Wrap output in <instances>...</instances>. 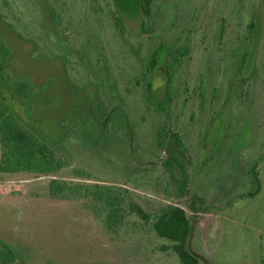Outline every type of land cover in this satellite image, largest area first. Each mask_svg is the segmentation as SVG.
I'll list each match as a JSON object with an SVG mask.
<instances>
[{
	"label": "rangeland",
	"instance_id": "1",
	"mask_svg": "<svg viewBox=\"0 0 264 264\" xmlns=\"http://www.w3.org/2000/svg\"><path fill=\"white\" fill-rule=\"evenodd\" d=\"M49 1L65 25L75 24L69 35L77 43L44 22L35 0H0V11L39 54L65 56L32 58L25 39L0 21L12 72L45 85L29 106L1 82L0 94L26 125L63 135L80 124L94 147L74 128L67 168L0 173V238L23 264H181L154 232L162 209L179 207L200 264H264V0H154L145 26L140 0ZM159 45L160 67L144 77V61ZM101 100L120 101L128 114L133 165L118 144L101 139ZM54 178L121 188L153 219L129 216L128 230L109 232L93 204L49 199Z\"/></svg>",
	"mask_w": 264,
	"mask_h": 264
},
{
	"label": "trees",
	"instance_id": "2",
	"mask_svg": "<svg viewBox=\"0 0 264 264\" xmlns=\"http://www.w3.org/2000/svg\"><path fill=\"white\" fill-rule=\"evenodd\" d=\"M7 1L2 0V4H7ZM35 2L41 10L44 22L52 24L58 29V33L65 41L71 42L73 40L74 43H77L78 39L74 38L73 35H69L70 32H74L76 29L74 28L75 24H71L69 21L65 25L61 15L51 6L49 0H41V3L35 0ZM153 3L154 0H140L141 15L145 19L143 21L144 26L147 25L148 20L152 16ZM93 8L101 16L102 9L98 6H93ZM113 17L117 26L124 30L123 21L118 17V12L115 10L113 11ZM0 21L23 39L22 35L8 22L7 16L1 11ZM25 42L32 58L38 55L40 59L65 61V56L61 59L39 54L38 45L33 40L25 39ZM163 48L164 46L161 45L148 54L142 66L144 72L141 75L148 77L158 70ZM137 56L140 58L139 52H137ZM12 57V47L0 35V82L20 102L25 106H29L38 98V95L43 93L45 85H36L24 75L16 76L10 67ZM133 79L136 83H139L137 76ZM118 102L116 104L110 103L109 106L101 100L97 106L96 118L103 125L101 139L105 138L110 143L118 144L124 156H127L133 165L134 157L131 154V149L133 150L134 145V129L129 121L128 114L124 111L120 101ZM63 127L66 128V125ZM74 128L81 130L84 144L93 148V144L87 139L86 130L80 124L75 125ZM72 130H66L63 135L43 134L26 125L0 94V173L54 175L60 170L67 168L69 166L66 153L68 151L67 142ZM184 165V163L179 164L182 171L186 170ZM76 173L78 176L85 178L89 176L85 171L79 170ZM48 187L49 199L51 200L87 201L96 206L100 211L103 225L109 232L116 233L123 231V228L128 230L130 225L129 216L135 215L145 223L151 222L153 219L152 213L148 212L138 200L121 188L97 183L73 184L56 178L51 179ZM259 189L260 185L256 192H259ZM162 211L160 218L155 220L154 232L158 237L167 240L170 244L161 248L163 250L167 248L175 252L181 264H200V258L192 250L190 244L192 226L185 209L174 207L165 208ZM135 227L137 228V225ZM0 264H23L16 248L1 238Z\"/></svg>",
	"mask_w": 264,
	"mask_h": 264
},
{
	"label": "flooded vegetation",
	"instance_id": "3",
	"mask_svg": "<svg viewBox=\"0 0 264 264\" xmlns=\"http://www.w3.org/2000/svg\"><path fill=\"white\" fill-rule=\"evenodd\" d=\"M159 46H161V45H159ZM159 46H157V47H159ZM157 47H156V48H157ZM102 130H103V125H102ZM100 136H101V135H100ZM100 136H99V137H100ZM131 154H132V156H133V152H131ZM133 157H134V156H133ZM252 173H253V171H252ZM253 174L256 176V178H257V180H258L257 175H256L255 173H253ZM259 185H260V183L258 182V187H259ZM257 189H258V188H257ZM259 190H260V189H259ZM256 191H257V190H256ZM256 191H255L252 195L257 194L258 192H256ZM249 195H250V194H249ZM249 195H248V196H249ZM246 196H247V195H246ZM199 200L202 201L200 198H199Z\"/></svg>",
	"mask_w": 264,
	"mask_h": 264
}]
</instances>
